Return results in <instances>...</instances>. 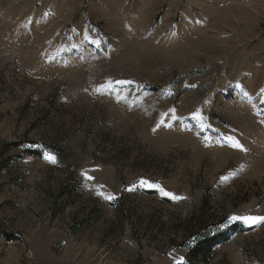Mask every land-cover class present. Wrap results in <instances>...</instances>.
<instances>
[{
    "label": "rangeland",
    "instance_id": "obj_1",
    "mask_svg": "<svg viewBox=\"0 0 264 264\" xmlns=\"http://www.w3.org/2000/svg\"><path fill=\"white\" fill-rule=\"evenodd\" d=\"M261 89L264 0H0V264H264Z\"/></svg>",
    "mask_w": 264,
    "mask_h": 264
},
{
    "label": "snow or ice",
    "instance_id": "obj_2",
    "mask_svg": "<svg viewBox=\"0 0 264 264\" xmlns=\"http://www.w3.org/2000/svg\"><path fill=\"white\" fill-rule=\"evenodd\" d=\"M74 31V30H73ZM85 40H88L90 43H95L97 46H99L100 42L94 38H92L90 35H86L84 37ZM73 48H78L80 47L79 44H72ZM134 83L133 81H124V80H119V81H112L108 80L105 82V84L99 85L95 91L100 92V93H111L116 96L117 102H122V101H127L128 100V95L127 93H122L121 91L117 90L115 85L120 84V85H126V84H132ZM237 87H241L240 85H237ZM262 97H264V89L260 90ZM247 95V93H245ZM170 112L172 113V118L178 119V117L175 116V109H171ZM193 119L199 122L201 129L209 128L211 127L210 124L206 123V118L202 115L201 112L197 111L192 114ZM163 123V121H161ZM155 130V129H154ZM224 140L227 142V144L230 147L239 149L241 151H246V149L243 147V145L237 140L234 136H225ZM43 147V146H41ZM44 159L47 160L50 163H56V157L54 154L50 152H44ZM85 179L86 180H92L94 179L92 176L87 175V172L84 173ZM222 179H227V177H223ZM140 184L143 186L147 187H156L159 189L162 195L164 196H169L173 200L181 199V197H178L170 192H166L163 188L159 186V184H152L149 181L146 180H141ZM101 195H104L103 193H100ZM106 199L112 200L114 199L113 196L111 195H106ZM230 221L235 222V221H242L245 224L248 225H256L260 223H264V216H251V215H245V216H232L229 218ZM178 264H184L183 259L178 262Z\"/></svg>",
    "mask_w": 264,
    "mask_h": 264
},
{
    "label": "trees",
    "instance_id": "obj_3",
    "mask_svg": "<svg viewBox=\"0 0 264 264\" xmlns=\"http://www.w3.org/2000/svg\"><path fill=\"white\" fill-rule=\"evenodd\" d=\"M236 228L233 227L231 230L227 231V232H219L217 233L215 236L213 237H209V238H205L203 240H200L199 243L197 244V246H195L191 252H190V256H192L193 258H197L200 255H210V253L212 252L213 248L225 241H227L230 237V233L231 231H234ZM6 238L8 237L7 235H5ZM9 238V237H8ZM9 240H11L9 238Z\"/></svg>",
    "mask_w": 264,
    "mask_h": 264
}]
</instances>
